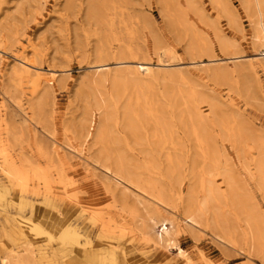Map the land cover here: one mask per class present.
<instances>
[{"label": "rangeland", "instance_id": "1", "mask_svg": "<svg viewBox=\"0 0 264 264\" xmlns=\"http://www.w3.org/2000/svg\"><path fill=\"white\" fill-rule=\"evenodd\" d=\"M213 1L0 0V254H14V264H264L229 205L241 233L230 239L186 215L190 188L204 193L189 115L201 93L258 134L261 147L248 139L237 148L212 128L222 163L230 160L264 214L251 174L264 153L257 17L242 0H226V11ZM97 69L106 75L107 144L140 186L97 161L101 113L88 81ZM130 100L135 134L125 126ZM198 107L213 121L209 99ZM169 157L179 170L167 171ZM214 177L226 194L221 171Z\"/></svg>", "mask_w": 264, "mask_h": 264}, {"label": "bare ground", "instance_id": "2", "mask_svg": "<svg viewBox=\"0 0 264 264\" xmlns=\"http://www.w3.org/2000/svg\"><path fill=\"white\" fill-rule=\"evenodd\" d=\"M214 1L220 4L225 11L229 6V5L227 6L226 0H214ZM242 2L244 5L253 6L255 16L257 17L256 30L258 32L256 35V43L259 45L258 47H260L259 49L262 51V52L259 51L261 52L259 54L261 55V59H263L264 61V0H242ZM217 34L220 43L225 48L231 45V43L227 39H225L219 33ZM19 58L22 62L20 68L27 71H31L32 70L30 67L31 63L23 57H19ZM142 70L146 72L149 71V69L145 67ZM220 71H224V70H220ZM220 71L219 72L215 71L216 72L215 74L218 77L221 76L223 80H225L228 76L230 77L231 75L230 72L224 73ZM105 79H106V75L104 74V72L100 71V69H97L96 72H94V74L88 80L90 83L91 93L94 96L95 105L97 109L100 110L101 113V119L98 123L97 132L95 134V142L101 145L97 153V161H100L107 170H112L118 177L124 178L129 182L137 186H140L137 181L138 179L134 176V173L130 168L129 159H127L125 156L120 154L118 155L113 154L112 150L107 144L109 135L112 133V128L109 123V117L106 108L107 106L106 97L102 89V85ZM112 80L115 86L117 87L119 83V78L114 76ZM198 96H199L198 99H196L194 103L195 105L190 107L189 109V113H190L189 115L195 121V124L193 123L194 126L192 130L195 136L193 138H195L197 141L196 147H200V149H202L205 158L204 177H201L199 179L200 185L203 188L204 193L202 197L199 199L194 194L193 188H190L189 201L194 203V207H191L188 204L186 208L187 218L193 221L194 223H200V224L206 223L207 226L215 230L218 236L223 237L225 239H230L231 237L234 236H241V233L238 230L237 221H235L231 217L230 213L225 211L223 208V205L225 204L229 205L237 212V214L245 222L246 229L250 237L251 249L257 253H261L264 256L263 211L256 203L253 194L248 190L247 183L245 182V180L236 174L233 165L230 163V160L226 158L225 161L222 163L221 156L223 155L224 151L218 145L217 137L213 133L212 128H213V124L219 126L221 130L222 138L226 141H230L237 148L239 147L241 148L242 146H244V144L248 139H251L252 141H254L255 144L261 147L259 143L260 140L259 136L250 125H246L243 121L238 120L237 115L235 114L233 115L230 112L219 111L220 105L218 103L219 100L218 98L216 99L208 95H203L202 93L198 94ZM193 97L194 95H192L191 99ZM202 99L204 101L205 99H209L213 121L207 115L203 114V112L198 107V103L200 102V100L202 102ZM132 104L133 103L131 100L128 102L127 105L125 104L124 118L126 121L125 122L126 128L132 134H135L136 125H134V123L132 122L129 113ZM41 107H42L41 104H39L38 109H40ZM181 118L183 119V117ZM85 119L86 121L91 120V118L87 116L85 117ZM188 129L190 131V128ZM167 161H168L167 171L169 173L179 170V164L177 161H174L173 158L171 157H169ZM255 163H256V171L255 173H251V174L256 177V183L258 187L260 189H263L264 188V153L263 152L255 159ZM245 167L246 169L249 170L248 165H245ZM218 170L221 171V174L226 182V190H227L226 194H224L222 190L219 188V186L216 184L214 176L216 175V172ZM191 177L192 178L197 177V173L195 172L194 169L191 171ZM178 179L179 178H177V181ZM0 193L3 195L2 190H0ZM21 202L24 203L25 201L22 199ZM79 253H78L79 259L86 261L87 259L86 253L85 252L80 254ZM178 255L185 257V254L183 253L182 250L179 251ZM11 257H15V255L0 254L1 264H14L12 261L9 260Z\"/></svg>", "mask_w": 264, "mask_h": 264}]
</instances>
